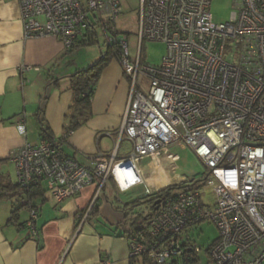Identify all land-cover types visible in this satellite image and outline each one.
Masks as SVG:
<instances>
[{
	"label": "built area",
	"instance_id": "obj_1",
	"mask_svg": "<svg viewBox=\"0 0 264 264\" xmlns=\"http://www.w3.org/2000/svg\"><path fill=\"white\" fill-rule=\"evenodd\" d=\"M18 2L27 39L57 38L69 51L101 24L109 44L119 40L131 79L121 135L132 145L122 158L98 153L90 170L42 138L12 157L18 185L30 191L42 184L58 203L95 185L96 202L112 181L120 194L160 200L145 235L129 240L130 259L199 264L203 250L189 232L209 222L219 238L206 264H264V0H235L230 21L220 24L213 0H140L135 57L116 31L122 0ZM145 41L167 46L160 66L142 62ZM17 129L26 135L25 125ZM175 146L194 151L206 166L204 180L189 185L175 177ZM36 221L32 210L34 236Z\"/></svg>",
	"mask_w": 264,
	"mask_h": 264
},
{
	"label": "crops",
	"instance_id": "obj_2",
	"mask_svg": "<svg viewBox=\"0 0 264 264\" xmlns=\"http://www.w3.org/2000/svg\"><path fill=\"white\" fill-rule=\"evenodd\" d=\"M67 52L57 38L27 39L18 0H0V175L7 181L12 182V173L16 176L12 157L26 144L38 146L42 140L37 116L41 108L44 124L61 151L90 170L91 158L98 153L122 158L132 151L121 135L131 79L117 59L98 83L92 119L64 137L73 103L70 77L100 58L85 44ZM19 123L26 127L25 136L18 132ZM96 191L95 185L87 186L78 197L61 203L46 194L21 209L17 222H9L11 214L18 201L22 207L28 200H0V264H131L123 224L137 216L131 208L133 199L123 201L112 182L94 202ZM94 206L97 211L92 214ZM32 207L37 210V236L27 227Z\"/></svg>",
	"mask_w": 264,
	"mask_h": 264
},
{
	"label": "rangeland",
	"instance_id": "obj_3",
	"mask_svg": "<svg viewBox=\"0 0 264 264\" xmlns=\"http://www.w3.org/2000/svg\"><path fill=\"white\" fill-rule=\"evenodd\" d=\"M83 1L87 2V0ZM234 4L235 0H213L210 9V12L213 16V21L216 24L228 23L231 19L232 13L236 11ZM139 7L140 0H122L123 12L116 22V31L118 33V37L119 39L127 37V42L129 44L131 55L133 57L137 56L138 54L137 41L139 35ZM91 19L95 22L93 16H91ZM96 28L99 43L95 42L93 45H89V47L87 48H94L97 54H100L101 56V50L104 53L107 52V38L101 24H99V26H97ZM141 48L143 57L142 62L152 66H160L163 58L167 53V46L162 42L145 41ZM170 151L172 154L179 156V161L176 164V178H187L189 185L199 183L205 179L207 174L206 166L195 155L194 151L191 148H189L188 146H175L172 147ZM11 180L14 184L17 183L15 173H12ZM135 194V192L122 194L121 199L123 201H128L135 198L138 199V204L134 208V210L138 215H145L147 213V207L143 203L144 199L137 198V195ZM205 200L210 201V198L206 196ZM20 203L21 202H17V208L21 206L19 205ZM218 238L219 231L217 227L209 222H204L189 232V239H191L193 243H195L203 250V253L200 255L201 263L199 264H206L209 262L206 250L211 245H213ZM175 264L185 263L179 261Z\"/></svg>",
	"mask_w": 264,
	"mask_h": 264
},
{
	"label": "trees",
	"instance_id": "obj_4",
	"mask_svg": "<svg viewBox=\"0 0 264 264\" xmlns=\"http://www.w3.org/2000/svg\"><path fill=\"white\" fill-rule=\"evenodd\" d=\"M95 42L99 43L97 30L91 32L90 40H88L87 42H80L78 46L85 44L86 47H89V45H93ZM106 43L108 47L107 52L104 53L101 50V56L97 62H95L92 66L85 70H80L76 72L70 77V87L73 92V103L70 106L69 112L66 116V125L64 127L65 138H68L73 132L85 126L92 119V101L104 70L114 59H117L121 63L122 47L119 40L116 43L109 44L108 41ZM78 46L69 50L67 53L73 52L78 48ZM43 114L44 111L41 108L40 113L37 115L40 136L47 141L55 143L53 136L50 133V129L44 124V119L42 118ZM57 146L59 147V145ZM108 182L112 181H107V183ZM107 183L104 185L103 192H105L106 190ZM46 194L47 191L44 188V185L42 184L32 188L30 191H24L18 185V183L14 184L10 181H7L0 175V200L7 199L11 202H16V199L21 197H25L26 200H28L26 205L14 209L9 222H17L19 218L18 214L21 209L29 205L32 206L34 199L45 197ZM139 198L143 199V197ZM143 201V203L147 207V213L145 215L137 214V216L131 218V222L127 221L123 224L125 235L128 237L129 240L135 235H145L143 233L147 232L149 217H151L152 214L156 211L155 203L158 201L157 199L145 198ZM137 204L138 199H133V203H131V208H133L134 210ZM32 210H35L37 212V210L33 207L31 208V211ZM96 211L97 209L94 206L92 208L91 213L93 214V212ZM36 230L38 235L39 232L37 227ZM131 264H151V262L147 256H144L141 258H132Z\"/></svg>",
	"mask_w": 264,
	"mask_h": 264
},
{
	"label": "water",
	"instance_id": "obj_5",
	"mask_svg": "<svg viewBox=\"0 0 264 264\" xmlns=\"http://www.w3.org/2000/svg\"><path fill=\"white\" fill-rule=\"evenodd\" d=\"M161 203V201L160 200H158L156 203H155V205H156V209L155 210H158L159 209V204Z\"/></svg>",
	"mask_w": 264,
	"mask_h": 264
}]
</instances>
